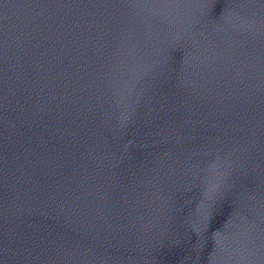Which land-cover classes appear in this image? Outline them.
<instances>
[{"label":"water","instance_id":"1","mask_svg":"<svg viewBox=\"0 0 264 264\" xmlns=\"http://www.w3.org/2000/svg\"><path fill=\"white\" fill-rule=\"evenodd\" d=\"M0 264H264V0H0Z\"/></svg>","mask_w":264,"mask_h":264}]
</instances>
